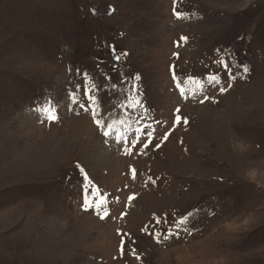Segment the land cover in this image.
Wrapping results in <instances>:
<instances>
[{"label":"rangeland","instance_id":"obj_1","mask_svg":"<svg viewBox=\"0 0 264 264\" xmlns=\"http://www.w3.org/2000/svg\"><path fill=\"white\" fill-rule=\"evenodd\" d=\"M213 261L264 264V0H0V264Z\"/></svg>","mask_w":264,"mask_h":264},{"label":"snow or ice","instance_id":"obj_2","mask_svg":"<svg viewBox=\"0 0 264 264\" xmlns=\"http://www.w3.org/2000/svg\"><path fill=\"white\" fill-rule=\"evenodd\" d=\"M176 15H177L178 18H180V17L182 16V13L177 12ZM182 39L186 40L187 38L184 37V38H182ZM117 59H119V56H117ZM221 63H223V62H221ZM223 67H224L225 69H227V68L229 67V65H228L227 63H223ZM247 70H248V69L245 67V68H244V71H247ZM173 78L176 79V75H175V73L173 74ZM233 78H234V77H233ZM136 79L139 80L140 77L137 76ZM213 79H215V77H214ZM177 87H178V88L181 87V81H179V80H177ZM220 90H221V91H226V89H224V88H221ZM181 94H183V89H182V88H181ZM89 99H90V100H94V98L91 97V96L89 97ZM74 102H75V101H74ZM135 106H141V107H143L141 101H139V100L136 101V104H135V105H133V104H129V105H128V107H130V108H131V107H135ZM80 107L83 108L84 105H83V104H80ZM37 111L47 112L48 109H37ZM145 111H147V109H145ZM177 111L179 112V110H177ZM95 114H96V113H95V111L93 110V115H95ZM49 118L55 120L57 117H55V116H49ZM182 119H183L182 116H181V115H178V116L176 117V122H177V124H179V123L181 122ZM184 122H185V123L187 122L186 119L184 120ZM97 123L99 124L100 121L98 120ZM147 129H148L147 131H144L143 129H137L138 132H144V136L146 137V142L143 143V147H144V148H147V147L149 146V144L152 143V130H151V125H148V126H147ZM104 134H105L106 136L108 135L107 132H105ZM164 139H167V134L164 136ZM131 143H132V144H136V143H140V141H138V140H134V141H132ZM81 172L84 173L85 178L87 179V173L84 172L83 168H81ZM133 174H135V170H133ZM90 183H91V181H89V184H90ZM84 192H85V196H84V206H85L86 208H89V207H91L92 205H90L89 202H88V195H89V188H88V185H85V186H84ZM96 207L99 208L100 206H99V205H96ZM190 216H191V214H188V216H185V217L181 220V222L177 225V227L182 226V225L185 223V221H187V220L190 219ZM160 238H161V236H160V235H157V240H159Z\"/></svg>","mask_w":264,"mask_h":264},{"label":"bare ground","instance_id":"obj_3","mask_svg":"<svg viewBox=\"0 0 264 264\" xmlns=\"http://www.w3.org/2000/svg\"><path fill=\"white\" fill-rule=\"evenodd\" d=\"M214 260V259H213ZM214 264H217L216 261H213Z\"/></svg>","mask_w":264,"mask_h":264}]
</instances>
